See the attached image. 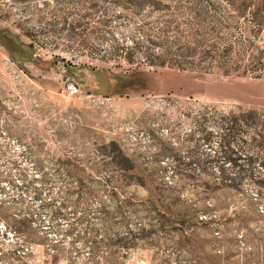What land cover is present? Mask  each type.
<instances>
[{
    "label": "rangeland",
    "instance_id": "rangeland-1",
    "mask_svg": "<svg viewBox=\"0 0 264 264\" xmlns=\"http://www.w3.org/2000/svg\"><path fill=\"white\" fill-rule=\"evenodd\" d=\"M259 1L0 0V264H264Z\"/></svg>",
    "mask_w": 264,
    "mask_h": 264
},
{
    "label": "trees",
    "instance_id": "trees-1",
    "mask_svg": "<svg viewBox=\"0 0 264 264\" xmlns=\"http://www.w3.org/2000/svg\"><path fill=\"white\" fill-rule=\"evenodd\" d=\"M230 4L232 3V4H234L235 3V0H227ZM260 3V6L261 7H263L262 9H264V0H260L259 1ZM208 4H210L209 2H208ZM203 4H202V2H198V4H197V6L196 7H198L199 8V10H202V8H203ZM210 6H211V4H210ZM252 6H254V4L252 5ZM249 7H250V5H249ZM262 11H264V10H262ZM259 18H261V17H259V16H257L256 17V19L258 20ZM263 19H264V16L262 17ZM210 33V32H209ZM215 33V32H214ZM260 33V31L259 30H254L251 34H252V36L255 38V39H257V37H258V34ZM210 34H213V33H210ZM239 45H237L236 43H233V42H230V43H228V44H226L225 45V48H224V51L222 52V54L223 53H228V56L231 54V53H234V51H235V48L236 47H238ZM31 47V46H30ZM250 47L253 49L254 48V46H252V45H250ZM239 48V47H238ZM180 50V52L181 51H183L184 52V55L185 54H187V53H189V55H194L196 52H197V49L196 48H191V47H187V48H185V49H179ZM167 51V50H166ZM166 51H163V53H162V55H159L158 57H163V56H166V55H168L170 52H167L166 53ZM240 52V51H239ZM171 54V53H170ZM214 54H217V53H214ZM212 55L211 57H214L215 55ZM150 56H154V55H150ZM204 56L205 57H210V55L206 52V53H204ZM158 57H155V58H158ZM210 57V58H211ZM223 57H226L225 55H223ZM222 57V58H223ZM160 59V58H159ZM253 59H254V64H255V67H253V69L254 68H257V69H254V71H260V72H264V62H263V54L261 55V58H260V56H259V54L257 53V56H254L253 57ZM216 62V61H215ZM218 63H220L219 61H218ZM217 63V64H218ZM218 68H220V67H218ZM221 69V68H220ZM252 69V70H253ZM251 114H253V113H251ZM236 123H238V122H242V123H245V121H235ZM234 122V123H235ZM249 124H251L252 125V128L255 130V136H253V140L258 144V145H261V146H264V133H263V131H262V129H264V122H260V119H256L254 116H253V119H249ZM259 159H261V158H259ZM234 164H237V160L235 159V160H233L232 161ZM252 162H255V159H253L252 160ZM262 166H264V158H262ZM247 176V178H249V179H251V180H253L254 181V183L255 184H257L259 187H262V188H264V177H258V176H256V175H254V174H246L245 176H238L237 178H235V180H236V182L237 181H240V180H242V179H244L245 177ZM223 180H228V178L227 177H223L222 178Z\"/></svg>",
    "mask_w": 264,
    "mask_h": 264
},
{
    "label": "built area",
    "instance_id": "built-area-1",
    "mask_svg": "<svg viewBox=\"0 0 264 264\" xmlns=\"http://www.w3.org/2000/svg\"><path fill=\"white\" fill-rule=\"evenodd\" d=\"M67 91L70 93V95H80L82 89L78 87V85H76V83L74 82H69L67 83Z\"/></svg>",
    "mask_w": 264,
    "mask_h": 264
}]
</instances>
